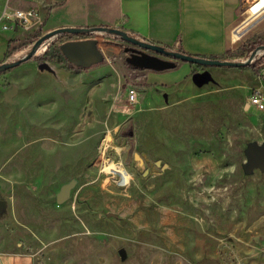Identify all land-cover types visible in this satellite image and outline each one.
Instances as JSON below:
<instances>
[{"label": "rangeland", "instance_id": "obj_1", "mask_svg": "<svg viewBox=\"0 0 264 264\" xmlns=\"http://www.w3.org/2000/svg\"><path fill=\"white\" fill-rule=\"evenodd\" d=\"M246 15L234 32L254 23L220 59L256 49L248 64L135 68L124 39L99 30L56 32L34 51L87 35L98 63L0 70V164L13 174L0 185V264H264V170L244 167L248 142L264 143V110L243 108L264 85V19Z\"/></svg>", "mask_w": 264, "mask_h": 264}, {"label": "crops", "instance_id": "obj_2", "mask_svg": "<svg viewBox=\"0 0 264 264\" xmlns=\"http://www.w3.org/2000/svg\"><path fill=\"white\" fill-rule=\"evenodd\" d=\"M3 1L0 0V9ZM11 3L32 8L34 14L22 34L19 28H0V62L7 58L10 49L14 54L17 52L14 48L21 44L17 43L18 37L33 34L42 23L48 28L118 27L171 49L221 57L237 46V38L254 23L238 34L234 32L246 20L243 17L246 12L242 11L244 0H11ZM262 19L264 13L256 18L255 24ZM19 65L32 67L36 61L29 59ZM11 177L13 174L8 173L1 161L0 185L9 184Z\"/></svg>", "mask_w": 264, "mask_h": 264}, {"label": "water", "instance_id": "obj_3", "mask_svg": "<svg viewBox=\"0 0 264 264\" xmlns=\"http://www.w3.org/2000/svg\"><path fill=\"white\" fill-rule=\"evenodd\" d=\"M94 30L100 31H110L120 35L125 41L130 42L132 45H138L144 49H150L154 52L161 53L164 56L170 58L160 57L159 55L152 54L141 50L139 48L131 46H125L124 50L132 51V56L136 57L134 60L135 67L138 68H149L153 70H165L174 68L177 65V61L183 60L194 63H203L209 65H232L238 66L242 64H248L251 57L256 53V49L252 50L250 56H248L243 61H235L229 59H220V58H210L202 57L187 52H183L177 49L168 48L165 45L151 42L149 40L140 39L133 34L126 32L123 29L117 27H108V26H61L52 29L46 33H43L41 36L37 37L30 50L22 57L17 58L13 61H3L0 63V70L6 69L11 66L17 65L23 60L29 59L36 49V47L41 44L47 37L52 34L60 31H68L73 33H89ZM264 47V45H262ZM59 49L66 57V59L77 65V66H90L92 64L98 63L104 59L103 51L98 47L97 40L93 37H85L78 39H70L63 41L59 44ZM39 68H46L48 70L52 69L51 66L46 61H41L38 63ZM212 78L209 71L203 72H194L192 74L193 81L201 85ZM247 161L244 164L246 170H251L253 167H258L260 170H264V143H257L255 141H250L247 144L246 148ZM70 185L63 184L60 188L59 193L57 194V201L62 202L69 195Z\"/></svg>", "mask_w": 264, "mask_h": 264}, {"label": "built area", "instance_id": "obj_4", "mask_svg": "<svg viewBox=\"0 0 264 264\" xmlns=\"http://www.w3.org/2000/svg\"><path fill=\"white\" fill-rule=\"evenodd\" d=\"M244 1L246 6L244 11L247 14V18L255 19L258 16H260L262 13H264V0H244ZM246 1L248 3H246ZM33 14H34V10L32 8H23L20 6H15L11 3V0H4L3 5L0 9V28L2 30L26 28ZM96 31L99 30L91 31V33ZM85 37L88 36L85 35L84 37L81 38H85ZM137 96L138 94L135 88L133 87L128 88L127 96H126V99L128 101L136 102L138 98ZM243 108L245 110H249L251 108H254L256 110H264L263 85L252 88L250 94L247 96V98L243 103ZM109 161L113 162V159L105 158L103 160L104 166Z\"/></svg>", "mask_w": 264, "mask_h": 264}, {"label": "trees", "instance_id": "obj_5", "mask_svg": "<svg viewBox=\"0 0 264 264\" xmlns=\"http://www.w3.org/2000/svg\"><path fill=\"white\" fill-rule=\"evenodd\" d=\"M90 27V26H88ZM35 38H37L36 34L33 33L31 35L28 36L27 38V42H32ZM24 46V43L20 44L19 46L15 47L14 50H18L20 48H22ZM170 48V47H169ZM184 52V51H183ZM194 55H198V54H194ZM198 56H202V57H210V58H220L221 56H215V55H210V56H205V55H198ZM48 57H51L52 59L55 58L57 59L58 61H64L66 62L68 65H72L71 62H69L66 57L63 55V53L60 51L59 49V45H58V48L56 50H53L50 55H48L47 52H44V53H39V54H33L29 59H33L35 60L37 63L43 61L45 58H48ZM222 58V57H221ZM27 59V60H29ZM23 61H26V60H23ZM22 61V62H23ZM3 62V61H1ZM0 62V63H1ZM178 65V63H177ZM176 65V66H177ZM7 69V68H6Z\"/></svg>", "mask_w": 264, "mask_h": 264}, {"label": "flooded vegetation", "instance_id": "obj_6", "mask_svg": "<svg viewBox=\"0 0 264 264\" xmlns=\"http://www.w3.org/2000/svg\"><path fill=\"white\" fill-rule=\"evenodd\" d=\"M141 39V38H140ZM125 41V40H124ZM132 44L130 43V42H127V41H125V45H124V47L125 46H131ZM133 47H136V48H139V49H141V50H144V51H146V52H149V53H152V54H156V55H163V54H161V53H157V52H154L153 50H150V49H144V48H142V47H139L138 45H132ZM124 53H125V56H124V59H125V61L130 65V66H132V67H135V64H134V60H136L135 58L136 57H133L132 56V51H130V50H127V51H125L124 50ZM136 68V67H135Z\"/></svg>", "mask_w": 264, "mask_h": 264}]
</instances>
